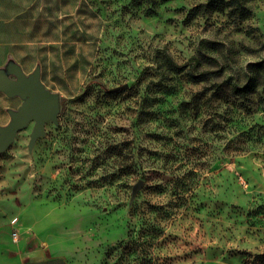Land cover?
Listing matches in <instances>:
<instances>
[{"label":"rangeland","instance_id":"rangeland-1","mask_svg":"<svg viewBox=\"0 0 264 264\" xmlns=\"http://www.w3.org/2000/svg\"><path fill=\"white\" fill-rule=\"evenodd\" d=\"M240 1L244 19L205 0H0V67L39 64L62 99L30 153L33 123L0 154L7 243L65 248L79 264L264 252V0ZM164 54L196 57L207 79Z\"/></svg>","mask_w":264,"mask_h":264},{"label":"water","instance_id":"water-1","mask_svg":"<svg viewBox=\"0 0 264 264\" xmlns=\"http://www.w3.org/2000/svg\"><path fill=\"white\" fill-rule=\"evenodd\" d=\"M40 65L37 64L30 73H25L22 67L12 58L0 67V92L8 97H19L21 104L16 108H8L9 121L0 125V154L6 151L14 142L17 134L33 123L27 149L30 153L39 137L45 135V125L48 122L57 124L60 107L58 93L48 89L40 79ZM127 84L110 88L111 91L126 88ZM142 181L133 186L132 195L140 187Z\"/></svg>","mask_w":264,"mask_h":264},{"label":"crops","instance_id":"crops-1","mask_svg":"<svg viewBox=\"0 0 264 264\" xmlns=\"http://www.w3.org/2000/svg\"><path fill=\"white\" fill-rule=\"evenodd\" d=\"M8 96L0 92V110L7 114ZM3 122L0 121V124ZM6 234L0 230V264H79L72 259L70 250L51 246V254L37 247L13 245L6 242Z\"/></svg>","mask_w":264,"mask_h":264},{"label":"trees","instance_id":"trees-1","mask_svg":"<svg viewBox=\"0 0 264 264\" xmlns=\"http://www.w3.org/2000/svg\"><path fill=\"white\" fill-rule=\"evenodd\" d=\"M161 1L164 2L167 0ZM205 3L207 9H210L211 11H222L225 9H229V13H234L236 11L240 19H244L248 15L247 9L243 6L240 0H205ZM163 58L169 70L176 73H183L190 82L197 83L207 79L209 71L200 69V62L196 57L192 59L193 63L190 66H188L187 64L175 63L168 54H164ZM80 97L81 95L74 97L69 101L77 100ZM61 100L62 99H60V101ZM243 254L250 259L252 257V260H249L248 264H264V252L252 254L249 251H244Z\"/></svg>","mask_w":264,"mask_h":264},{"label":"built area","instance_id":"built-area-1","mask_svg":"<svg viewBox=\"0 0 264 264\" xmlns=\"http://www.w3.org/2000/svg\"><path fill=\"white\" fill-rule=\"evenodd\" d=\"M11 237H12L13 240L16 241L18 239V232L17 231L11 232Z\"/></svg>","mask_w":264,"mask_h":264}]
</instances>
